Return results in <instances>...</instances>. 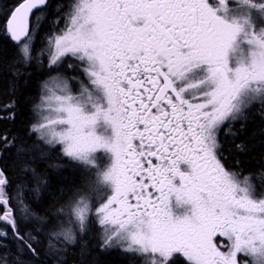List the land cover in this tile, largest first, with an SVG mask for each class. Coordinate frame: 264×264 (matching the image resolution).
Returning <instances> with one entry per match:
<instances>
[{"label": "snow or ice", "instance_id": "6c2138e0", "mask_svg": "<svg viewBox=\"0 0 264 264\" xmlns=\"http://www.w3.org/2000/svg\"><path fill=\"white\" fill-rule=\"evenodd\" d=\"M48 7V0H20L6 16L4 30L18 45L14 76L23 74L17 65L33 59ZM257 14L264 16V0H78L72 6L65 29L48 37L49 67L74 58L88 85L79 81L81 91L73 94L64 78L45 84L40 122L32 128L44 133L38 143L0 137L34 178L32 164L45 155L39 143L60 145L88 169L98 151L110 159L89 188L93 197L78 192L59 210L75 227L50 234L61 243L56 248L49 239L55 264H65L66 246L93 224L102 231V248L119 247L141 264H175L177 254L188 264H239L238 254L243 264H264V172L241 178L229 170L218 141L222 126L247 119L253 108L264 112V28L256 29ZM9 185L0 169V224L7 226L0 239L11 230L20 245L15 259L0 252V264H26L20 250L38 257L33 244L40 241L32 232L20 234L19 223L32 213L22 200L17 209L9 206ZM102 189L111 194L94 208ZM217 236L231 241L227 252ZM87 254L82 244L81 256Z\"/></svg>", "mask_w": 264, "mask_h": 264}, {"label": "trees", "instance_id": "16d2710c", "mask_svg": "<svg viewBox=\"0 0 264 264\" xmlns=\"http://www.w3.org/2000/svg\"><path fill=\"white\" fill-rule=\"evenodd\" d=\"M67 1L48 0L49 7L46 9L44 22L35 35L36 43L39 42V37L51 35L52 31L61 29L63 19L61 20L58 9L64 8ZM19 2L20 0H0V137L15 138L18 144L23 141L31 146L38 143L36 134L31 130L33 107L41 83L48 76V72L43 60L37 57L27 66L17 65L22 75L17 77L12 73L13 58L18 54V45L10 40L4 30V24L9 10ZM35 55L33 52L32 56ZM240 125L227 141L228 160H231V165L236 164L240 172L257 176L260 171H264V113L258 110L250 112ZM237 145L242 147L237 148ZM39 148L45 155L32 164L36 169L35 178L21 171L24 161L15 157L14 149L4 150L2 145H0V169H5V174L10 180V185L5 189L6 194L11 197L14 194L17 197V202L12 198L9 206L17 209L19 201L22 200L32 213L19 223L20 234L32 232L40 241L38 244H33L39 253L38 257H32L30 253L25 255L26 250L21 249L19 258L25 260L26 264H55L54 259L48 254L49 246L46 245L45 238L58 222L59 210L68 203L66 201L73 193L84 186L86 178L85 175L80 176L72 167L58 163L56 150L53 148L43 143H39ZM45 181L46 184L43 183ZM18 185L23 187L18 188ZM37 186H39L38 194ZM17 191L21 194H17ZM3 211L4 208L0 207V212ZM15 214L19 218L20 213L17 211ZM4 227L7 226L0 224V228ZM82 244H86L88 252L83 257ZM0 246H2L0 252L5 253L10 259L17 258L20 245L11 230L8 231L7 237L0 239ZM98 248L95 236L90 231L77 244L67 246L64 262L65 264H133L126 256L102 253Z\"/></svg>", "mask_w": 264, "mask_h": 264}, {"label": "flooded vegetation", "instance_id": "af4514ba", "mask_svg": "<svg viewBox=\"0 0 264 264\" xmlns=\"http://www.w3.org/2000/svg\"><path fill=\"white\" fill-rule=\"evenodd\" d=\"M72 2H73V0L69 4V0H68L67 3L65 4L64 8H59L58 9L59 16L61 17V20L64 19L66 14L69 13L68 11H69V9H71L70 6H71ZM253 2L259 3V2H261V0H253ZM256 16H259V14H257ZM260 16H261V19L256 17V20H255L256 29L257 30H259L261 28H264V16H262V15H260ZM43 22H44V20H43ZM59 34H56V35H59ZM53 35H55V34L54 33L51 34V35L47 34L45 36L43 35V36L39 37V39H38L39 42L37 43V46H36L37 48L35 49L34 54H36V56L38 58L43 60V62L45 64L44 67L46 66L45 68H46V70L48 72L52 71L59 78L66 79L67 82H68V85L71 86L72 93L73 94H78L81 91V84H80L79 81H83L84 84L87 86L88 85V80H87L86 77H84L82 71L78 67H76V65L78 63H75L76 61L74 59H70L69 57H66L64 59V61L59 66H55L54 68H50L49 67L48 55H47L48 46L46 47V42L48 41V37L53 36ZM35 42H36V40H35ZM72 60L75 61V62H73ZM70 61L72 63L71 65L74 66L73 68H69L68 67L69 65H66V63L70 62ZM72 77H78V80H73V79H71ZM257 110L262 112L259 108H253L251 110V112L257 111ZM262 113H264V112H262ZM243 122H244V120H238V121L233 122L230 126L226 124V125L222 126L220 132L218 133V141H219V144H220V150L222 152V163H224L225 166L229 170L240 173L241 178H243V176L250 175V174L240 172L238 170L236 164H234V165L232 164L231 165V163H230L231 160L230 161L228 160L229 155H228V152L226 150L227 149L226 146H227V141L229 140L230 135H233L235 129L236 128H240V126H241L240 124H242ZM56 150H57L56 159H57L58 163H60L62 166L66 165V166L72 167V169H74L77 173H79L80 176L84 175V173L81 172V169H80L78 163H76V162L70 160L69 158H67L61 152V150L59 148H56ZM105 160H106L105 161L106 163L108 162L107 165L110 166V159H109L108 155H105ZM262 172H264V171H260V173H262ZM251 175H253V174H251ZM255 175H253V176H255ZM93 228H94V232H95V233L93 232V234H94L95 239L97 241L95 226H93ZM100 241L99 242L97 241V243H98V247H99L98 249L100 251H102V253H113L115 255L126 256L129 260H131L133 262V264H141V262L139 260H135L130 255L125 254L119 247L113 246V247H110V248H102L101 244H100ZM214 242L217 244L218 248L222 252H227L229 247H230V245H231V241H229L227 239V237L217 236V238L215 239ZM175 264H188V262L186 261V258H184L182 255L177 254V257L175 259Z\"/></svg>", "mask_w": 264, "mask_h": 264}, {"label": "rangeland", "instance_id": "374dc122", "mask_svg": "<svg viewBox=\"0 0 264 264\" xmlns=\"http://www.w3.org/2000/svg\"><path fill=\"white\" fill-rule=\"evenodd\" d=\"M72 0H69V4ZM78 0H73L71 6H73L75 3H77ZM70 6L71 9H69V13L66 14L65 18L63 19L62 21V27H61V32L65 29V26H66V23H67V20H66V17H68L71 12H72V7ZM258 17L259 19H261V16H256ZM59 31H56V33L54 34H58ZM36 40V36L32 42V53L35 51V49L37 48V43L35 42ZM35 46V48H34ZM47 46H48V41H47ZM47 55H48V62H49V50L47 49ZM33 58H37V56L35 55ZM70 59H74V58H71L69 57ZM69 59V60H70ZM75 60V59H74ZM68 61V60H67ZM73 61V60H72ZM76 61V60H75ZM73 61V62H75ZM75 63H78L77 61ZM71 61L70 62H67L66 65H71ZM46 67V66H45ZM55 66H52L51 68H54ZM48 72V71H47ZM56 78H59L57 75H55L54 73L52 74V72H48V76L46 77V79L44 80V82L42 83V85L40 86L39 88V94H38V97L37 99L35 100V106H34V115H33V123L34 124H37L38 122H40V116H41V112L38 108L39 105H41V97L44 95V86L45 84L47 83L48 84V87H53L54 83H55V79ZM71 87V86H70ZM57 131H59V128L56 129ZM34 132V131H33ZM36 134V136H41V135H44V133H41V132H34ZM51 148V147H50ZM56 148H59L62 152V148L60 145H56L55 148H53L54 150H56ZM57 152V150L55 151ZM63 153V152H62ZM105 155H107L106 153L102 152V151H98L96 153V157H97V160H96V164L94 166H92L91 169H88V168H85L83 166H81L79 163V167L81 169V172L84 173L85 175V178H86V183L84 184L83 187H80L79 190H77L75 193L72 194V196L69 198L70 200L76 196V194L79 192L81 194H86L88 195L90 198L93 197V193L91 191H89V188L91 185H93L96 181V177L98 175V172L99 173H102L103 171L107 170V168L109 167L107 165V163L105 162ZM68 158V157H67ZM77 163V162H76ZM17 194H21L20 192L17 191ZM111 193L108 192L106 189H102L101 192L99 194H97L95 196V198L92 199V204H93V207H98L99 204L103 203L106 199H107V196L110 195ZM102 197V198H101ZM12 198H14V201L17 202V197L16 195L12 196ZM66 201L69 203V200ZM68 203L65 204V206L63 208H66ZM26 205V204H25ZM57 223L55 225V227L52 229L53 231H59L60 227L63 226L64 228H74L75 225L71 222L69 216L67 214H64V213H59V216H58V219H57ZM93 226H95V229H96V238H97V241L99 242L100 240H102V231L101 229H99L95 224H93ZM92 226V229H91V232L93 234L94 232V228ZM52 230L51 233L53 232ZM93 230V231H92ZM50 233V234H51ZM95 233V232H94ZM50 234L45 238V243L46 245L49 246V239H51V243L53 245L56 246V248H60L61 247V243L57 241V239L55 237H51ZM101 242V241H100ZM101 244V243H100ZM69 246V245H67ZM66 246V247H67ZM49 248V247H48ZM239 257H237L238 259V262L239 264H243V260L244 258L241 257L240 254H238Z\"/></svg>", "mask_w": 264, "mask_h": 264}, {"label": "water", "instance_id": "95a60500", "mask_svg": "<svg viewBox=\"0 0 264 264\" xmlns=\"http://www.w3.org/2000/svg\"><path fill=\"white\" fill-rule=\"evenodd\" d=\"M10 37V36H9ZM11 39V38H10ZM12 40V39H11ZM13 41V40H12Z\"/></svg>", "mask_w": 264, "mask_h": 264}]
</instances>
